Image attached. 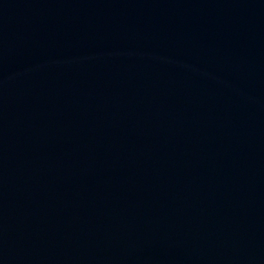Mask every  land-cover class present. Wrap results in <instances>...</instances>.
<instances>
[{
  "label": "water",
  "instance_id": "1",
  "mask_svg": "<svg viewBox=\"0 0 264 264\" xmlns=\"http://www.w3.org/2000/svg\"><path fill=\"white\" fill-rule=\"evenodd\" d=\"M0 264H264V0H0Z\"/></svg>",
  "mask_w": 264,
  "mask_h": 264
}]
</instances>
